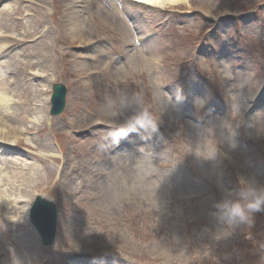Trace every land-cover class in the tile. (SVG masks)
<instances>
[{
	"label": "rangeland",
	"instance_id": "374dc122",
	"mask_svg": "<svg viewBox=\"0 0 264 264\" xmlns=\"http://www.w3.org/2000/svg\"><path fill=\"white\" fill-rule=\"evenodd\" d=\"M83 1L0 0V71L15 77L18 125L43 128L27 118L32 112L23 103L31 98L48 118L56 82H69L71 99L51 132L14 134L18 150L8 158L20 162L11 177L30 172L29 186H6L8 173L0 174V190L6 188L0 196L23 200L17 207L27 213L39 194L58 203L54 243L41 245L23 210L14 212L20 227L5 223L0 210V264H89L82 256L89 253L98 257L91 264L123 262L115 258L148 264V253L156 264H263L253 257L264 254V212L224 232L214 213L219 194L239 199L240 180L264 186V0H186L162 11L96 0L97 8L126 21L123 32L103 26L99 12L84 15ZM73 10L86 16L80 37L70 36L66 19ZM95 50L126 57L124 71L97 76L102 64L73 65ZM91 67L98 70L88 76ZM147 95L155 99L152 114L150 103L140 105ZM65 121L63 161L54 136ZM118 130L126 133L115 138ZM90 179L95 199L76 187ZM112 179L113 193L104 192L114 196L115 213L97 191ZM99 204L117 219L110 226L95 213Z\"/></svg>",
	"mask_w": 264,
	"mask_h": 264
},
{
	"label": "bare ground",
	"instance_id": "6f19581e",
	"mask_svg": "<svg viewBox=\"0 0 264 264\" xmlns=\"http://www.w3.org/2000/svg\"><path fill=\"white\" fill-rule=\"evenodd\" d=\"M125 1H127L131 4L147 5V6L153 7L154 9L160 10V9H163L164 7L169 6V5L176 4L177 3L176 1H178V0H125ZM96 2H97L96 0H84L82 2V4H80L81 9H84V8L86 9L84 15H86L87 12H90V13L92 11L99 12V13L103 14L102 15V17L104 18L103 22L108 23L111 27H118V30L120 28V30H119L120 32L121 31L123 32L124 30H126V24H125L126 21H124L119 16L118 13H113V12L109 13V11H107V9H105L103 11L104 8L103 9L97 8L98 4H95ZM133 2H135V3H133ZM83 4H84V6H83ZM105 11L108 13H105ZM107 14H110L109 17ZM85 18H86V16L81 15L80 12H76L74 10L72 12H69V17L67 16L66 20L68 21V24L72 25L69 28L70 36L80 37L82 30H83V26L87 27V25L83 22V20L85 22H87V20ZM127 20H129V19L127 18ZM99 22H101V21L99 20ZM90 50L91 49H89V51ZM128 51L131 52V50H129V49H128ZM101 54H103V53H101ZM105 54L107 56L103 57L102 55L97 54V50H95L94 56H84L83 59H76V61H72V63H73V65L77 63L79 68L90 67V66H93V64H100V65L102 64L104 71L103 72L97 71V76L101 75L102 73L105 76H109V77L112 74L120 75L124 71L123 62L121 60H118V59H114V58L111 59L109 57L110 52L105 53ZM89 58H92V62H88V61H90ZM103 59H105V60H103ZM120 63L122 65H119ZM149 64H151V61H149ZM116 66L118 68H115ZM91 70H98V68L91 67L85 72V74L88 76H91V72H90ZM8 73L6 74L5 71H4V73L0 71V150L5 149V151H3L0 154V174L2 175L5 172L8 173V178H7V182L5 185L6 186L12 185V187L15 189L14 186L19 188V187H21V183H22V186L28 187L29 186L28 181H30V179H31V177H29V176H31V173L30 172L29 173H21V172H23L21 170L20 171L21 176L14 177V178L11 177L12 176L11 171L14 170V168L16 170H18L19 162H20V159H17V158L16 159H11V158L9 159L8 158V156H10L12 153H14L15 151L18 150V147L15 148V145H18L17 141H16L18 136L15 137L14 134L15 133L17 134L18 132L21 134L22 133L23 134H26V133L31 134L33 132L40 133L41 131L45 132L47 130V128H46V116H43L44 111L40 110L37 106H35L36 104L35 103L33 104V101H31L30 98H26L27 102L23 103L24 105L28 106L30 108L29 111L32 112V116L29 115V116H27V118L34 119V117H36L37 118L36 120H38L39 126L45 127L46 129H44V128L37 129L36 127H33V126L30 127V125L25 124V123H21V125H18V124H20L19 123L20 120L17 118V113L15 111V108L13 107L14 101L12 104V100H11V99H13V97H11V94L15 95V89L16 88H14L15 87L14 85L16 84V81H15V77H13L12 80H9ZM80 75L82 76L83 74H80ZM94 75H95V73H94ZM97 76L90 78V80L86 83L92 82V84H94L93 81L98 78ZM109 77H107V78H109ZM24 78L28 79L27 77H24ZM56 86L61 87V89L59 92L53 91V96H56L55 104L59 103V108H58L59 111L65 110L66 108L64 106H60L62 104L61 100H64L65 88H62V86L59 84H57ZM75 95H77L76 91H75ZM49 101L50 100H47V103H49ZM54 109H56V108L54 107ZM102 123H103V121H102ZM58 127L68 128V125L65 124V125L58 126ZM61 131L62 130H60L59 132H61ZM22 150L24 151V149H22ZM22 150H20V151H22ZM59 151H61L60 148H59ZM6 153H7V155L5 157ZM61 159L63 161H65L64 156ZM99 163H101V161H99ZM92 165L94 166V162L91 163V165H89L93 169ZM0 178H1V176H0ZM72 179L74 180L75 177L73 176ZM69 180H70L69 173L66 174L62 178V181H64L65 183ZM104 180H106V179H104ZM0 182H1V179H0ZM18 184H20V185L18 186ZM97 185H98L97 191L100 193L103 192L107 196L110 194V192L113 193V190L115 187V184L112 183L111 181H109L107 185H103L102 183L97 184ZM63 186H64L63 184H60V186H59V189L61 191L63 189ZM76 187L84 189L86 191V193L90 189L95 192V185H91L88 181L85 182L84 184H83V181H80L79 185ZM3 190L6 191V188H3L0 191H3ZM20 190H23V189L20 188ZM104 190H108L110 192L108 194H106L104 192ZM19 198H23V195H21ZM113 198H114V196L110 195V196H108L107 201H108V204L112 207V209L114 211L113 213H115L117 206H114V204L116 205V203H114V200H111ZM27 199H29V198H27ZM109 199L111 200V203L109 202ZM22 201L23 200L17 201L16 198H12L7 193L5 194V196H3V195L0 196V210H2L3 221L5 223H8L9 226L11 225L10 223H13V225H15V227H16V224H14V223L20 222V218L15 217V215H14L15 214L14 212L16 210H23L25 217H27V210L28 209L26 207H23V208L17 207V205ZM51 204H53V203H51ZM20 205H21V203H20ZM100 206H101V210L103 211V214L105 216H107V217L111 216L110 213L112 211L106 205L100 204ZM208 207L211 208V205H208ZM98 215H99V213H97V216Z\"/></svg>",
	"mask_w": 264,
	"mask_h": 264
},
{
	"label": "clouds",
	"instance_id": "9594fccd",
	"mask_svg": "<svg viewBox=\"0 0 264 264\" xmlns=\"http://www.w3.org/2000/svg\"><path fill=\"white\" fill-rule=\"evenodd\" d=\"M125 133L126 131L118 130L114 137L119 138ZM238 195L239 199L226 198L216 205L214 215L227 226L235 227L239 224L251 223L254 213L264 212V186L254 180H240Z\"/></svg>",
	"mask_w": 264,
	"mask_h": 264
}]
</instances>
